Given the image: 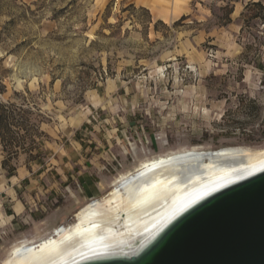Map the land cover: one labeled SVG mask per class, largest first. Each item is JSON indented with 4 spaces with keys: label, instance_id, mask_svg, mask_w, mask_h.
<instances>
[{
    "label": "rangeland",
    "instance_id": "374dc122",
    "mask_svg": "<svg viewBox=\"0 0 264 264\" xmlns=\"http://www.w3.org/2000/svg\"><path fill=\"white\" fill-rule=\"evenodd\" d=\"M116 77L131 81L137 122L109 112L120 106L97 91ZM101 106L116 119L90 116L112 135L108 155L95 162L108 190L99 200L161 156L232 146L261 158L264 0H0V201L11 194L28 203L15 225L0 203V264H15L17 246L69 227L96 199L77 183L27 194L20 187L17 196L13 182L27 176L32 187Z\"/></svg>",
    "mask_w": 264,
    "mask_h": 264
},
{
    "label": "bare ground",
    "instance_id": "6f19581e",
    "mask_svg": "<svg viewBox=\"0 0 264 264\" xmlns=\"http://www.w3.org/2000/svg\"><path fill=\"white\" fill-rule=\"evenodd\" d=\"M243 147L189 149L147 160L120 178L103 200L53 235L15 248V264H73L107 252H135L185 206L223 184L264 168ZM4 264H11L5 261Z\"/></svg>",
    "mask_w": 264,
    "mask_h": 264
},
{
    "label": "water",
    "instance_id": "95a60500",
    "mask_svg": "<svg viewBox=\"0 0 264 264\" xmlns=\"http://www.w3.org/2000/svg\"><path fill=\"white\" fill-rule=\"evenodd\" d=\"M73 264H264V168L203 194L135 252Z\"/></svg>",
    "mask_w": 264,
    "mask_h": 264
},
{
    "label": "crops",
    "instance_id": "0c3cea01",
    "mask_svg": "<svg viewBox=\"0 0 264 264\" xmlns=\"http://www.w3.org/2000/svg\"><path fill=\"white\" fill-rule=\"evenodd\" d=\"M130 83V80L121 82L119 78L116 77L113 79V82H109V79L106 80V82L103 83V88L100 91L97 89V91L99 94H103L104 100L109 103L110 106H120V109L117 108L115 110L109 108V112H120V119L129 118L130 121L137 122L138 114L133 107L135 101H137V97L132 94L133 88H131ZM119 90L121 92L125 91V93L123 94L119 92ZM99 100L101 101L100 97ZM100 103H98V105ZM128 104H130L131 107L126 106ZM98 109L90 112L86 122L87 125H85L84 128L73 132L74 137L71 138L68 145L62 144L58 146L57 150L52 154L47 168L36 175L32 187L28 188L27 184H23L24 180L27 183V176L22 177V184L13 182V189L17 196V192L21 191L20 187H22V189L24 188V194H27V191L34 187H45L44 184L52 189L55 186L59 188L66 187L67 189L72 187V183H77L80 187V191L89 199L99 198L108 191L106 190V192L102 194V183L98 179L100 176L99 172H96L98 168L95 166V162L98 158L108 155L107 150H110L112 147V135L109 134V130L103 128V121L99 123L100 125H97V122L90 116L91 114H98V112L101 111L105 114L103 117L109 124L113 123L116 116L110 113L112 117L108 118V113L106 112L107 108L101 106V109ZM92 163H94V165ZM18 181L21 182V179H18ZM112 183L113 180L110 182L109 188ZM39 190H41V188H39ZM7 199L9 202H7ZM7 199H2L0 201L3 208L2 214L4 218L8 219L7 222L15 225L19 218L23 220L24 217L28 216V203L24 201L23 197L21 200L19 197L15 198L11 194H8ZM4 221L5 219L0 220V225H2Z\"/></svg>",
    "mask_w": 264,
    "mask_h": 264
},
{
    "label": "trees",
    "instance_id": "16d2710c",
    "mask_svg": "<svg viewBox=\"0 0 264 264\" xmlns=\"http://www.w3.org/2000/svg\"><path fill=\"white\" fill-rule=\"evenodd\" d=\"M4 122H5V119H4L3 113H1L0 114V129H1V131H3Z\"/></svg>",
    "mask_w": 264,
    "mask_h": 264
}]
</instances>
